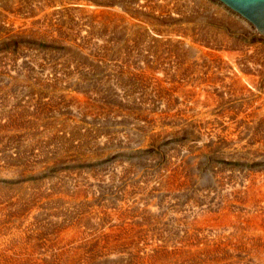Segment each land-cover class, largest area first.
<instances>
[{"label": "rangeland", "instance_id": "374dc122", "mask_svg": "<svg viewBox=\"0 0 264 264\" xmlns=\"http://www.w3.org/2000/svg\"><path fill=\"white\" fill-rule=\"evenodd\" d=\"M263 173L264 37L220 1L0 0V236L35 264H193L228 206L263 264L264 200L226 204Z\"/></svg>", "mask_w": 264, "mask_h": 264}, {"label": "bare ground", "instance_id": "6f19581e", "mask_svg": "<svg viewBox=\"0 0 264 264\" xmlns=\"http://www.w3.org/2000/svg\"><path fill=\"white\" fill-rule=\"evenodd\" d=\"M222 3V2H221ZM223 4V3H222ZM258 32V30H257ZM258 35L264 37L262 34L258 32ZM222 41V40H221ZM189 53V52H188ZM186 55V54H185ZM192 56V55H191ZM190 56V57H191ZM188 58V56H187ZM228 71V70H227ZM229 72V71H228ZM233 77V76H232ZM240 80V79H239ZM241 86V85H240ZM234 90V89H233ZM238 90V89H237ZM236 91V90H235ZM247 92V91H246ZM240 93V92H239ZM212 94V93H211ZM252 94V93H251ZM214 95V94H213ZM210 98V97H209ZM210 101V99H208ZM216 101V100H215ZM198 104V102H197ZM250 107V106H249ZM207 108V107H206ZM252 109V108H251ZM205 116V115H204ZM230 120V119H229ZM3 127V126H2ZM213 132V131H212ZM262 132V131H261ZM216 134V133H215ZM104 144V143H103ZM192 147V146H190ZM255 147V146H254ZM198 150V149H197ZM252 150V149H251ZM224 168V167H223ZM185 169V168H184ZM171 174V173H170ZM264 174V173H263ZM255 175V174H254ZM262 175V174H261ZM174 177V176H173ZM182 177V176H181ZM228 177V176H227ZM252 177V176H251ZM250 177V178H251ZM262 177V176H261ZM260 175L254 176L251 179L247 180L243 189H229V196L231 199H228L226 204H233L236 203L234 197L236 195L246 197L250 202L253 203L254 201L264 200V190L261 191L264 187L263 185V178ZM242 178V177H241ZM247 178V177H246ZM232 179V178H231ZM172 180V178H171ZM226 180V179H225ZM244 180V179H242ZM243 182V181H242ZM166 183V182H165ZM172 183V182H171ZM240 183V182H239ZM244 184V183H243ZM227 185V184H226ZM233 187V186H232ZM237 187V186H236ZM224 189V188H223ZM261 189V190H260ZM227 190V189H226ZM196 191V190H195ZM212 192V191H211ZM224 193V192H222ZM227 193V192H226ZM225 193V194H226ZM221 195V194H220ZM246 195V196H245ZM262 195V196H261ZM225 196V195H224ZM228 196V195H227ZM219 197V196H218ZM243 197V198H244ZM209 198V197H208ZM244 198V199H246ZM239 199V198H238ZM199 200V199H198ZM242 200V199H241ZM247 200V201H248ZM254 200V201H253ZM240 201V200H239ZM246 201V202H247ZM253 201V202H252ZM210 202V201H209ZM255 203V202H254ZM237 204V203H236ZM258 205V204H257ZM256 205V206H257ZM236 206V205H235ZM248 206V204L246 205ZM263 206V205H262ZM214 207V205H213ZM219 207L212 210H204L203 215L200 214L199 208H196V217L193 219L195 226H193L194 230V237H193V264H235V257L231 254L230 251H234V238L238 239L237 237L233 238V234L237 232V236L239 231L234 229L235 226H240V220L244 219L243 217L240 218L238 214H235L233 209ZM259 207V205H258ZM256 208V210L258 209ZM249 209V208H248ZM255 209V208H254ZM253 209V210H254ZM260 211V209H259ZM263 212V211H262ZM249 213V212H248ZM251 214V213H250ZM249 216H252L250 215ZM255 213L253 212V215ZM264 213L256 212L255 216L250 217L251 223L250 226H262L264 222ZM242 215V214H241ZM245 216V215H244ZM246 218V217H245ZM253 218V219H252ZM240 219V220H239ZM245 220V219H244ZM240 221V222H239ZM247 221V220H246ZM249 221V222H250ZM192 222V221H191ZM245 222V221H244ZM242 221V223H244ZM247 225V224H245ZM244 226V225H243ZM249 224L247 227H250ZM243 230L245 229L242 227ZM241 229V227L239 228ZM249 228H246V230ZM250 229H252L250 227ZM254 230V229H253ZM14 231V230H13ZM231 231V232H230ZM245 231V230H244ZM230 232L231 235L226 236L227 233ZM11 233V232H10ZM241 233V232H240ZM243 233V232H242ZM251 233V232H250ZM1 235V234H0ZM4 235V234H3ZM6 235V234H5ZM10 235V234H9ZM233 235V236H232ZM248 235V234H247ZM2 236V235H1ZM0 236V264H35V260H33L32 254L29 248L25 245V239L23 240V244L20 245L19 242L14 243L7 241H3ZM17 236V235H16ZM181 236V235H179ZM178 236V237H179ZM241 236V235H240ZM246 236V235H245ZM250 236V235H249ZM5 237V236H4ZM15 237V236H13ZM251 237V236H250ZM16 238V237H15ZM19 238V237H18ZM242 238V237H241ZM20 239V238H19ZM22 239V238H21ZM235 239V240H236ZM248 239V238H247ZM256 239V238H255ZM2 240V241H1ZM11 240V238H10ZM18 240V239H17ZM190 240V239H189ZM239 240V239H238ZM237 240V241H238ZM244 240V239H243ZM250 242V239H248ZM252 240V239H251ZM258 240V239H257ZM16 241V240H15ZM7 242V243H6ZM181 242V241H180ZM191 242V241H190ZM236 242V241H235ZM245 242V241H244ZM247 242V241H246ZM263 242V241H261ZM260 243V242H259ZM241 244V243H240ZM247 244V243H244ZM253 244V243H252ZM256 244V241H255ZM264 244V242H263ZM262 244V245H263ZM18 245V246H17ZM243 245V244H242ZM29 246V245H28ZM192 246V245H191ZM239 246V245H238ZM252 246V245H251ZM181 247V246H180ZM236 247V245H235ZM244 247V246H243ZM246 247V246H245ZM244 247V248H245ZM254 247V246H253ZM35 248V247H34ZM190 248V247H189ZM237 248V247H236ZM244 248H241L244 251ZM259 248V247H258ZM175 249V248H174ZM184 249V248H183ZM37 250V249H36ZM182 250V249H181ZM238 250V249H237ZM252 252L254 249H251ZM259 250V249H258ZM236 251V250H235ZM256 251V250H254ZM177 252V251H176ZM229 252L231 254H229ZM260 254H262V261H264V247H260L259 250ZM178 253V252H177ZM176 253V254H177ZM181 253V252H180ZM248 253V252H247ZM258 253V252H256ZM190 254V253H189ZM244 254V253H242ZM259 254V253H258ZM259 254V255H260ZM187 255V254H186ZM191 255V254H190ZM37 256V255H36ZM175 256V255H174ZM254 257V256H253ZM160 258V257H159ZM158 258V259H159ZM237 258V257H236ZM239 258V257H238ZM260 258L258 260H260ZM168 259V258H167ZM240 259V258H239ZM252 259V258H251ZM237 260V259H236ZM156 261V260H155ZM177 261V260H176ZM182 262V261H181ZM238 262V261H237ZM241 262V261H240ZM245 262V261H244ZM40 263V262H39ZM42 263V262H41ZM243 263V262H242ZM179 264V263H178ZM185 264V263H184ZM192 264V263H191ZM264 264V263H263Z\"/></svg>", "mask_w": 264, "mask_h": 264}, {"label": "water", "instance_id": "95a60500", "mask_svg": "<svg viewBox=\"0 0 264 264\" xmlns=\"http://www.w3.org/2000/svg\"><path fill=\"white\" fill-rule=\"evenodd\" d=\"M251 22L264 36V0H218Z\"/></svg>", "mask_w": 264, "mask_h": 264}]
</instances>
